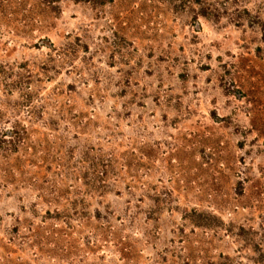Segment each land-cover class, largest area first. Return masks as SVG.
I'll list each match as a JSON object with an SVG mask.
<instances>
[{
  "label": "rangeland",
  "instance_id": "obj_1",
  "mask_svg": "<svg viewBox=\"0 0 264 264\" xmlns=\"http://www.w3.org/2000/svg\"><path fill=\"white\" fill-rule=\"evenodd\" d=\"M0 264H264V0H0Z\"/></svg>",
  "mask_w": 264,
  "mask_h": 264
}]
</instances>
